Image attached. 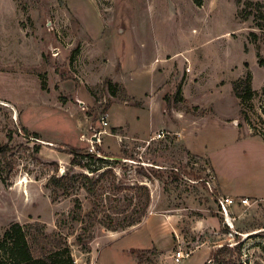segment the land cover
<instances>
[{"label": "rangeland", "instance_id": "1", "mask_svg": "<svg viewBox=\"0 0 264 264\" xmlns=\"http://www.w3.org/2000/svg\"><path fill=\"white\" fill-rule=\"evenodd\" d=\"M16 5L20 41L0 6V236L28 226L35 254L56 239L73 264H264V200L234 197L232 226L218 202V181L264 187V0ZM66 146L102 160L72 165ZM64 171L91 192L51 187Z\"/></svg>", "mask_w": 264, "mask_h": 264}, {"label": "trees", "instance_id": "2", "mask_svg": "<svg viewBox=\"0 0 264 264\" xmlns=\"http://www.w3.org/2000/svg\"><path fill=\"white\" fill-rule=\"evenodd\" d=\"M259 6V5H257ZM250 15V13L246 14V18ZM264 18V17H263ZM232 91L233 94L241 99V100H249L253 96V91L250 85V75L248 74L245 79H241L239 81L232 82ZM264 91V90H263ZM264 112V109H263ZM20 131L24 136L27 137H35L39 138V134L36 132L29 131L26 127H21ZM258 135L260 133L256 131ZM261 136V135H260ZM264 138V135H263ZM68 154L72 156L70 163L72 165H81L87 167L88 161L82 163L84 159L92 161L93 159L102 160V158L97 157V152H91L86 149L74 147V146H66L63 148ZM6 150L5 145H0V151L4 154ZM176 172V171H175ZM174 172V173H175ZM176 174V173H175ZM174 180L179 177L182 173L180 172L179 175H175ZM1 175V171H0ZM156 177L159 176L155 174ZM196 180H199L200 177L196 174H193ZM84 179L86 182L83 183L82 186L84 187H92L89 183L92 181L91 177L86 175L85 173H73L69 174L67 171L59 175H52L49 180L48 184L51 187L58 188L64 187H74L75 183L78 182V179ZM91 192V189L88 188ZM215 194V193H214ZM76 209L80 208L79 203H76ZM92 212V211H91ZM86 215H90V213ZM77 214V211H76ZM74 218H78L77 215H74ZM140 219L133 220L129 222L127 225L131 226ZM28 227V226H27ZM20 223L14 222L11 223L1 234L0 236V264H73V260L70 256H68V249L67 247H63L64 242H60L59 240L54 239L51 241L52 246L55 248L46 249V247H41L38 253L35 254V251L32 249V244L29 242L27 237V228ZM44 239H50V236L43 233ZM79 238V237H78ZM81 241L82 239L79 238ZM40 241V240H36ZM63 247V248H62ZM220 249L219 251H221ZM218 251V252H219ZM218 252L214 250L211 251L209 257L212 259L217 258ZM218 260V259H217ZM226 264V263H225ZM228 264V263H227Z\"/></svg>", "mask_w": 264, "mask_h": 264}, {"label": "crops", "instance_id": "3", "mask_svg": "<svg viewBox=\"0 0 264 264\" xmlns=\"http://www.w3.org/2000/svg\"><path fill=\"white\" fill-rule=\"evenodd\" d=\"M0 6H2V9H7L10 7H13L14 10L17 12V16L15 19L16 25L15 28L17 29L16 35L13 37V40L20 41V33L24 32L26 29L23 27V25H20V22L22 21L20 17H18V9L16 5V0H0ZM20 13V12H19ZM213 168V167H212ZM219 183V189L220 194H223L225 197H232V198H239V197H246L251 200H264V187H240L241 190H235L230 187H223L220 182ZM219 191V190H218ZM223 196V197H224ZM231 207V206H230ZM230 207L228 210H230Z\"/></svg>", "mask_w": 264, "mask_h": 264}, {"label": "built area", "instance_id": "4", "mask_svg": "<svg viewBox=\"0 0 264 264\" xmlns=\"http://www.w3.org/2000/svg\"><path fill=\"white\" fill-rule=\"evenodd\" d=\"M189 69V68H188ZM104 124H106V122L104 121ZM161 136V134H157L156 137L159 138ZM91 151V150H88ZM93 152V151H91ZM240 204H248L249 203V199L246 197H241L240 199H238ZM222 213L225 217V222L229 225L232 226L231 223V217L229 215V207L236 204V200L232 197H221L218 200ZM190 256V252L188 251H183L181 249H178L175 253H174V261L176 263H180L182 260L188 258Z\"/></svg>", "mask_w": 264, "mask_h": 264}]
</instances>
